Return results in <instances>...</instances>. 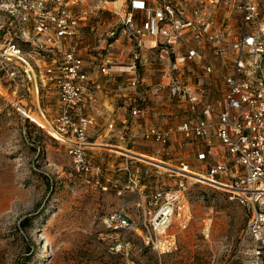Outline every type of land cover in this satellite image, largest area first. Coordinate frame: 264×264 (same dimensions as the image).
<instances>
[{"label":"rangeland","instance_id":"obj_1","mask_svg":"<svg viewBox=\"0 0 264 264\" xmlns=\"http://www.w3.org/2000/svg\"><path fill=\"white\" fill-rule=\"evenodd\" d=\"M145 1L150 7L172 3L182 12L174 8L173 18L192 20L194 10L205 11L214 27L226 28L232 37L240 33L239 14L229 10L224 20L223 9L213 0ZM259 1L264 11V0ZM132 2L78 0L70 7L78 18L75 43L91 78L103 86L95 107L97 126L90 133L94 146L85 151L88 161L101 167L99 175L79 171L66 143L18 111V106L34 114L42 110L54 121L61 108L59 92L45 77L40 78L48 57L19 40L15 35L20 33H2L3 41L15 43L27 55L37 73L39 93L19 67L0 60V264H264V232L243 237L250 205L227 188L191 175L206 176L209 163L230 161L225 151L218 145L213 156L199 161L183 135L186 141L181 142V133L167 145L143 136L152 128L176 129L183 122L202 118L198 107L191 108L188 96L173 95V81L202 101L213 94V101L221 100L223 63L210 47L193 40L174 47L173 54L164 59L158 47H152L150 37L145 36V47H138L123 24ZM133 15L141 27L145 13L133 11ZM4 19L0 8V21ZM24 36L33 38L32 33ZM8 42L0 43L2 51L9 49ZM193 49L213 66L212 73H206L205 61L176 62ZM106 55L113 67L108 75L102 72ZM9 69L15 71V80ZM134 75L135 88L130 85ZM133 107L140 110L138 117H131ZM111 121L115 126L109 132ZM221 180L228 183L231 179ZM180 181L188 188L173 222L166 231L155 233L149 221L160 204H154L153 197L178 192ZM104 182L107 190L102 188ZM116 211L125 212L139 225V233L125 236L129 247L123 255L110 252L112 235L103 225L104 217Z\"/></svg>","mask_w":264,"mask_h":264},{"label":"built area","instance_id":"obj_2","mask_svg":"<svg viewBox=\"0 0 264 264\" xmlns=\"http://www.w3.org/2000/svg\"><path fill=\"white\" fill-rule=\"evenodd\" d=\"M77 2L78 0H2L0 8L5 19L0 21V43L5 46L8 42L2 40V33H20V36L15 35L21 38L19 40L32 44L36 52L48 57V65L40 78L45 77L58 89L61 108L57 118L50 121L42 110L34 114L21 106L17 107L18 111L42 131L51 133L53 130L57 133L59 138H56L68 145V153L79 171L99 175L101 167L92 165L85 151L94 146L90 133L97 126L99 114L95 107L103 86L91 78L75 43L78 18L70 7ZM213 2L223 9L224 20L229 18V10L239 14L242 24L240 33L232 37L226 28L214 27L207 19L206 12H200L202 10H194L195 17L192 20L173 18L174 8L179 14L182 12L170 2L164 5L153 3V7H150L145 0H133L131 12L123 20V24L124 31L129 33L138 47H145L143 40L145 36L150 37L154 43L152 47H158L159 56L164 59L173 54L174 47L181 46L186 40H193L199 46L210 47L213 55L224 66V96L218 101H213L214 94L209 100L202 101L189 88L182 89L173 81V95L188 96L191 108L195 110L198 107L202 118L197 122H183L176 129L152 128L143 136L146 140L162 145H167L177 133L193 143L200 140L207 145L209 151L199 153V161L208 160L213 156L210 151L216 150L219 145L230 161L210 163L203 180L215 187L227 188L238 195L242 203L250 205L251 215L243 237H257L264 232V11L259 0ZM133 11L145 13L141 27L135 24ZM27 33H32L33 38L25 37ZM64 43L68 47L63 46ZM7 46V51L0 49V60L6 61L7 66L19 67L24 78L33 82L39 93L37 73L27 55L13 42H8ZM186 59L205 61L203 54L196 49L190 50L185 58L175 60L181 63ZM110 64V58L106 55L102 65V72L106 75L111 71ZM204 69L207 74L213 72V66L207 61ZM9 76L15 80V71L9 69ZM137 82L134 75L130 81L131 87L135 88ZM130 112L133 118L140 114L137 107H133ZM114 122L109 123V132L113 131ZM224 177L231 180L225 183L221 180ZM131 181L137 184L136 181ZM178 186V192L157 193L153 197L154 204H160L149 221L155 233L166 231L173 222L181 196L188 188L184 181H180ZM102 188L107 190L105 182ZM103 225L112 235L109 248L115 255L127 252L129 243L125 236L139 233V225L123 211L104 217Z\"/></svg>","mask_w":264,"mask_h":264},{"label":"crops","instance_id":"obj_3","mask_svg":"<svg viewBox=\"0 0 264 264\" xmlns=\"http://www.w3.org/2000/svg\"><path fill=\"white\" fill-rule=\"evenodd\" d=\"M113 68V67H112ZM176 135V134H175ZM175 135H173V136H175ZM180 137H181V142L182 141H184L185 139L184 138H182L183 136H182V134L180 135ZM176 140V139H175ZM186 141V140H185ZM189 143H188V148H189V151L191 152V153H195V152H197V154H196V156H198L199 155V153H201V152H208L209 151V148L207 147V145H205V144H203L200 140H198V142H195V143H193V142H191V141H188ZM200 144V146H201V149H202V147H203V150H200V148H199V145ZM181 145V144H180ZM185 145V144H184ZM191 146H193V147H191ZM195 146H196V149H195ZM112 147V146H111ZM196 150V151H195ZM214 150V149H213ZM213 150H211L210 151V153H212L213 152ZM207 161V160H206ZM210 164V163H209ZM209 164H208V167H207V171H208V168H209ZM182 169H185V168H182ZM190 172H191V170H189ZM193 173V172H192Z\"/></svg>","mask_w":264,"mask_h":264},{"label":"bare ground","instance_id":"obj_4","mask_svg":"<svg viewBox=\"0 0 264 264\" xmlns=\"http://www.w3.org/2000/svg\"><path fill=\"white\" fill-rule=\"evenodd\" d=\"M51 132V134H53L55 137H57V138H59V136H58V134L57 133H55L53 130H51L50 131ZM117 152H119V153H124L125 151L124 150H122L121 148H116L115 149ZM128 153V152H127ZM130 153V152H129ZM181 171H186V172H189V173H192V172H190L189 170H182L181 169ZM191 175H194L195 177H197V179H205L204 178V175H200V176H197V174H191Z\"/></svg>","mask_w":264,"mask_h":264},{"label":"trees","instance_id":"obj_5","mask_svg":"<svg viewBox=\"0 0 264 264\" xmlns=\"http://www.w3.org/2000/svg\"><path fill=\"white\" fill-rule=\"evenodd\" d=\"M29 222V221H28Z\"/></svg>","mask_w":264,"mask_h":264}]
</instances>
